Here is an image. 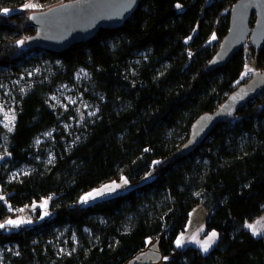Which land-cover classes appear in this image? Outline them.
<instances>
[{"label":"trees","instance_id":"1","mask_svg":"<svg viewBox=\"0 0 264 264\" xmlns=\"http://www.w3.org/2000/svg\"><path fill=\"white\" fill-rule=\"evenodd\" d=\"M237 1L141 0L122 27L54 53L27 48L28 0H0V97L16 106L12 129L0 127V155L11 156L0 162V264H126L157 240L163 264H264V233L245 227L264 213V92L176 157L194 122L242 81L244 50L206 71ZM257 63L264 69V47ZM31 68L44 70L26 81ZM82 71L97 114L70 134L49 97ZM122 176L133 189L80 203ZM51 196L47 218L7 224ZM199 204L218 242L178 249Z\"/></svg>","mask_w":264,"mask_h":264},{"label":"water","instance_id":"2","mask_svg":"<svg viewBox=\"0 0 264 264\" xmlns=\"http://www.w3.org/2000/svg\"><path fill=\"white\" fill-rule=\"evenodd\" d=\"M141 0H73L33 12L29 21L36 33L27 38V48L63 53L94 38L102 29L122 27L137 11ZM250 42L259 53L264 47V0H239L230 12V24L221 46L206 67L211 72L228 64ZM264 92V69L234 90L212 113L200 116L177 158L193 153L222 123ZM160 240L132 257L126 264H163Z\"/></svg>","mask_w":264,"mask_h":264},{"label":"rangeland","instance_id":"3","mask_svg":"<svg viewBox=\"0 0 264 264\" xmlns=\"http://www.w3.org/2000/svg\"><path fill=\"white\" fill-rule=\"evenodd\" d=\"M208 1L211 2L212 0ZM62 3H64V0H28L25 9L29 13L40 12ZM243 50L246 55L247 66L240 85L246 84L254 74L263 70L258 66L257 52L250 42L245 45ZM42 70L44 69L31 68L28 74L24 76L25 80H32L35 76L40 75ZM85 79L86 73L82 71L78 73L74 84L60 86L49 97L51 105L56 109H60L62 115L66 116L62 125L70 134L76 133L75 129H78L86 120L93 119L97 114V108L93 100L86 97V90L81 91ZM15 113V104L8 98L0 97V127L4 131L8 132L12 129L15 122ZM49 137H51V133L47 134L44 138H40L39 144ZM10 157L9 153L0 155V162ZM26 171L27 169L22 170V172ZM19 172L16 174L18 175ZM133 187L129 179L126 176H122L119 179L111 180L84 193L80 199V203L86 206L91 205L95 202L128 192ZM52 201L53 196L44 198L40 202H35L25 209L15 212V216L8 220L7 224L13 227H20L33 224L37 218H39V221L47 218L50 215ZM208 216L209 213L206 207L203 204L197 205L190 214L185 230L178 236L175 246L178 249L194 246L200 248L205 253L209 252L218 242L219 236L217 231L207 232L206 223ZM245 227L255 235H262L264 233V213L254 221L247 222Z\"/></svg>","mask_w":264,"mask_h":264},{"label":"built area","instance_id":"4","mask_svg":"<svg viewBox=\"0 0 264 264\" xmlns=\"http://www.w3.org/2000/svg\"><path fill=\"white\" fill-rule=\"evenodd\" d=\"M263 93V92H262ZM174 253V252H173Z\"/></svg>","mask_w":264,"mask_h":264}]
</instances>
